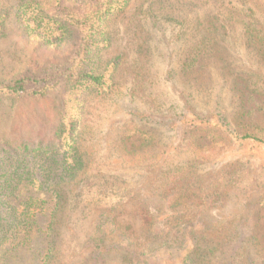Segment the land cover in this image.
<instances>
[{"label":"rangeland","instance_id":"374dc122","mask_svg":"<svg viewBox=\"0 0 264 264\" xmlns=\"http://www.w3.org/2000/svg\"><path fill=\"white\" fill-rule=\"evenodd\" d=\"M14 1L0 0V4ZM251 1L238 7L246 11L256 6L253 10H258V18L264 22V0ZM136 5L139 4H129L112 25L111 45L102 55L103 63L122 53L126 56L118 60L110 95L91 92L80 82L66 85L63 71L66 65L74 63L73 50L69 55L67 47H58L54 40L56 25H19L12 16L5 25H0V86L24 79L22 85L28 91H37L40 81L48 89L44 97H0V144L37 145L50 141L55 144L58 140L54 134L60 125H65L62 137L79 130L80 152L88 160L87 178L81 184L84 194L89 198L95 195L102 209L117 203L118 211L120 204L125 205L119 219L129 223L139 235L147 231L140 225L134 205L146 199V191L156 185L158 173L166 168L167 160L180 161L179 170L191 173L186 182L193 183L190 191L194 193L193 197L185 194L178 207L192 213L185 214L190 220L179 229L189 241L185 248L191 245L192 238L236 235L241 238L238 243L242 239H248L247 245L256 242V249L264 257V146L239 141L227 131L235 129L238 135L253 133L264 141V132L252 131L253 126L264 128L263 114L257 104L247 103L245 110L249 114L240 119L239 126L225 129L191 123L190 127L188 123L187 130L180 125L184 112L182 101L190 99L189 95L195 105H191L192 111L199 116L211 115L215 101L221 103V108L214 113H232L240 99H245V105L247 95L251 94L238 93L240 88L234 82L237 78L239 85L245 86L239 79L245 74V79L248 75L255 76L247 83L256 82L264 95V25L237 22L216 25L223 27L218 31L226 36L216 39L213 54L203 57L206 60L200 69L181 75L180 60L190 57L189 52L195 49L193 43L198 39V30H193L195 25H188L191 28L184 40L177 38L179 25H133ZM207 12L206 7L188 3L182 15L191 17ZM209 13L218 12L209 10ZM26 28L30 31L26 32ZM45 29L49 30L46 36ZM252 97L256 99L257 95ZM260 99L262 106L264 99ZM183 132L188 133L186 142L181 141ZM148 135L155 140L151 143L155 146L151 155L149 151L144 155L146 149L142 152L137 147ZM189 145L192 147L187 151ZM187 160L193 165L188 162L186 165ZM150 162V165L154 163L151 168ZM103 182L111 185L112 190L94 194ZM128 198L132 199L124 204ZM201 198L204 206L192 210ZM94 214L78 217L71 238L82 235L98 213ZM162 230L157 225L151 233ZM230 244L228 248L237 245ZM183 252L180 247L168 249L167 253L156 252L149 264H178ZM262 255L255 257L261 262Z\"/></svg>","mask_w":264,"mask_h":264},{"label":"trees","instance_id":"16d2710c","mask_svg":"<svg viewBox=\"0 0 264 264\" xmlns=\"http://www.w3.org/2000/svg\"><path fill=\"white\" fill-rule=\"evenodd\" d=\"M251 0H15L12 3L0 4V25H5L9 16L16 19L19 25H56L55 41L58 47H67L71 55L73 50L74 63L65 66L63 72L66 85H87L86 89L100 95H110L113 90L114 74L118 68V60L125 57L119 54L116 58L103 63L102 55L108 50L113 38L111 27L131 3H138L133 9V25H179L177 38L184 40L187 30L195 25L198 30L194 50L190 57H183L179 63L178 73L185 75L202 67V62L210 57L217 38L225 37L220 31L223 27L216 25H264L258 18L256 6L243 10L238 5H247ZM140 2V3H139ZM253 2V1H251ZM188 3L208 9L203 15L183 16L184 7ZM68 4L69 6H64ZM253 4V3H252ZM251 6V3H250ZM209 10H217L213 15ZM247 18V20H245ZM29 32L30 29H25ZM248 30L255 31L249 28ZM49 30L45 29V36ZM194 31V32H195ZM45 38V37H44ZM64 44V45H62ZM122 56V57H121ZM120 58V59H119ZM124 60V58H123ZM65 64V63H63ZM62 64V65H63ZM247 74H245V77ZM239 77L235 84L240 88L238 93L249 92L247 101L240 99L239 106L230 114L216 112L221 108L218 101L213 103L211 115L199 116L192 110V96L183 103L180 125L185 129L191 123L205 124L213 128H229L239 126L241 118L249 114L245 110L248 102H255L263 114L264 105L259 99H264L263 91L259 90L256 82H248L250 77ZM257 80V79H256ZM24 79H15L0 86V97L18 98L25 96L44 97L48 89L43 81L39 89L28 91L23 87ZM85 90V89H84ZM248 93V94H249ZM256 94L257 97H252ZM261 100V99H260ZM220 102V101H219ZM80 102L77 101L76 104ZM264 103V100H263ZM192 105V106H191ZM190 106V107H188ZM65 117V116H64ZM195 125V124H194ZM56 130L54 139L58 143H38L30 145L0 144V264H149V259L156 252H166L174 247L183 248L178 264H261L264 257L256 249L258 244L247 245L245 239L236 235L230 237L201 236L192 238L188 245L186 237L179 230L181 224L190 220L186 212L178 207L181 200L188 194L193 183L186 180L190 171L181 172L180 161L173 162L165 159L166 168L158 173L156 185L146 191V199L134 205L135 215L139 223L146 229V234H137L134 228L122 219V209L125 205L115 203L107 208H100L95 195L86 197L81 184L87 178L88 163L85 153L80 152L78 143L80 131H70L63 136L64 127ZM264 128L252 127V131L263 133ZM239 141H252L264 146V141L253 133L244 132L238 135L236 130H227ZM226 131V132H227ZM181 141L188 140V133L183 132ZM238 135V136H237ZM137 147L144 155L152 154L153 137L149 136ZM185 145H182L183 148ZM130 148L132 145L129 146ZM192 146L189 145L186 149ZM131 152V149L130 151ZM145 160V158H144ZM144 160L141 163L144 162ZM182 162V161H181ZM187 162L193 165L192 161ZM151 162L149 163V165ZM154 164V163H153ZM150 165L148 167L153 166ZM140 168V165H136ZM147 167V169H148ZM102 174V178H105ZM101 178V177H100ZM194 182H198L194 179ZM103 182L94 194H102L109 189ZM124 191L127 189H123ZM129 193H127L128 195ZM216 195L214 192L213 195ZM135 196V195H134ZM198 198V197H197ZM128 198L124 201L129 203ZM170 200V201H168ZM168 201V202H167ZM201 201L191 209L204 206ZM165 208L161 211L160 208ZM191 210V211H192ZM95 215L81 236L71 238L78 219L85 214ZM79 217V218H78ZM74 221V222H73ZM160 225L162 231L152 234L154 227ZM70 237V238H66ZM220 242H219V241ZM237 244L228 248V245ZM183 245V246H182ZM182 246V247H181ZM257 250L254 252V250ZM262 255L261 262L256 255Z\"/></svg>","mask_w":264,"mask_h":264}]
</instances>
